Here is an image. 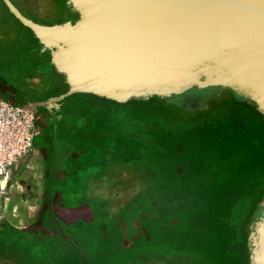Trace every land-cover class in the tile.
<instances>
[{
    "label": "rangeland",
    "instance_id": "obj_1",
    "mask_svg": "<svg viewBox=\"0 0 264 264\" xmlns=\"http://www.w3.org/2000/svg\"><path fill=\"white\" fill-rule=\"evenodd\" d=\"M48 2L42 16L34 19L52 24L63 13L60 7L55 9L52 2ZM0 13L14 20L1 2ZM16 36L12 35L14 40ZM5 43L6 40L0 41V47ZM64 99L77 106L83 122L81 130H68L67 134L72 141L64 158L68 187L74 191L70 203L85 200L89 202L87 209L91 203L97 219H89L85 224L79 220L66 222L60 232L67 235L68 240L64 246H58L64 254L60 252V257L50 264H159L160 261L153 259H163V264H193V257L183 262L173 253L154 256V250L141 257L135 250L144 245L156 247L162 241L161 236L164 240L167 227L173 224L172 228L176 229L189 218L190 212L184 210L188 205L179 202L183 180L197 179V174L195 177L193 174L205 171L204 164L220 167L217 173L209 174L205 184L198 176L201 190L206 193L210 188L208 197L221 188L214 190L218 183L245 185L246 181L250 182L249 175L238 180L237 169L244 155L243 141L248 135H257L249 125L245 127L241 118L256 121L253 113L225 91L220 98L207 100L204 107L196 111L168 106L158 98L145 103L134 100L117 103L94 94L75 93ZM4 100L20 104L8 98ZM229 123L233 126L229 129L231 132L225 129L229 136L224 139L216 133V127ZM225 141L228 144H224ZM226 146L232 151L221 161L220 150L227 149ZM220 171H227L229 175L221 177ZM263 192L264 179L251 192V204L239 209V222L250 221ZM191 197L197 198L188 203L189 209L194 210L199 196ZM42 242L32 243L36 255L44 253L43 245L47 244Z\"/></svg>",
    "mask_w": 264,
    "mask_h": 264
},
{
    "label": "water",
    "instance_id": "obj_2",
    "mask_svg": "<svg viewBox=\"0 0 264 264\" xmlns=\"http://www.w3.org/2000/svg\"><path fill=\"white\" fill-rule=\"evenodd\" d=\"M2 1L49 54L41 72L64 78L66 92L45 104L81 93L117 103L156 97L196 111L226 91L264 117V0H65L78 17L53 25ZM19 106L35 114L33 105ZM87 208L57 214L87 221ZM245 246L250 264H264V192Z\"/></svg>",
    "mask_w": 264,
    "mask_h": 264
},
{
    "label": "flooded vegetation",
    "instance_id": "obj_3",
    "mask_svg": "<svg viewBox=\"0 0 264 264\" xmlns=\"http://www.w3.org/2000/svg\"><path fill=\"white\" fill-rule=\"evenodd\" d=\"M10 1L22 15L42 25L78 17L66 6L65 0ZM48 1L63 13L52 24L34 19L42 16ZM0 2L15 20L0 13V41L6 40L0 47V99L33 105L34 125L38 123L30 150L10 170L8 185L0 193V258L14 264H50L64 251L58 246H64L68 240L60 232L67 220L57 213L89 203L85 200L70 203L74 191L69 189V176L64 172V158L72 147L68 130H81L83 122L77 106L64 101L65 97L44 103L66 92L64 78L53 68L41 72V65L50 61L49 54L39 52V42L33 32ZM15 33L16 40L12 37ZM90 210L92 218L85 213L86 218L96 220L91 203ZM77 220L86 222L84 217ZM35 240L47 244L43 245L41 256L32 247Z\"/></svg>",
    "mask_w": 264,
    "mask_h": 264
},
{
    "label": "trees",
    "instance_id": "obj_4",
    "mask_svg": "<svg viewBox=\"0 0 264 264\" xmlns=\"http://www.w3.org/2000/svg\"><path fill=\"white\" fill-rule=\"evenodd\" d=\"M151 99L134 101L145 103ZM235 102L247 107L256 118V121L247 117L241 118L245 123V127L246 125H249L252 131L257 132V135L255 137H249L248 135V138L243 141L245 143L243 144L244 155L241 157V166L237 169V173L240 176H234L235 178L238 177L237 179L239 180L243 176L249 175L247 177L250 182L247 183L246 181L245 185L239 182L232 183V185H222L218 183V186H216L214 190L218 189L219 186L221 188L218 189V192L213 193L211 197H208L210 188H207L205 193V191L203 189L201 190V187H199L197 179L199 177L202 178V181L205 184L209 174L211 172L214 174L217 173V171L220 170V167H209L207 164H204L203 168L205 171H202V173L199 174L198 171H195L197 173L193 172L194 177L197 174V179L187 177L183 180V190L181 191L182 197L179 202L188 205L184 210H188L191 213L187 214V216L189 215V218H186L184 223L177 226L178 228L176 229L172 228L173 224L170 227H167L164 240L161 236L162 241L156 247H154V244L150 247L147 246L149 249H147L146 245L138 247L135 250L138 256H145L149 253L148 251L154 250L152 255L161 253L166 255V253H173L175 254V257H181L178 259L183 260V262L185 258L189 259L190 257H193V264H250L245 246L247 228L246 232L243 231L250 221L248 220L246 222L247 224L245 223V220L244 222H239L240 219H238V216L239 209L243 205L251 204V192L256 187H259L261 180L264 179V117L243 102L237 100H235ZM232 126L230 123L218 126L216 127V133L220 137L224 136L225 139L226 136H229L226 132H231L229 129L232 128ZM245 127H243V130H246ZM225 129L228 131L224 132ZM231 136L232 134L230 137ZM224 144H228V142L225 141ZM226 147L227 149L221 148L220 150L221 161H225V158L229 156V151H232L229 146ZM206 165L208 168H206ZM232 167L236 168L237 165H233ZM223 168L225 169L224 164ZM219 174H223L221 177L224 178L229 175L227 174V171H224V173H221L220 171ZM208 182H210V180ZM207 186L208 184L206 187ZM210 187H212V184ZM194 195H197V197L199 196L198 204L194 210H191L189 209L188 203L192 200L197 201V198L191 197ZM214 199L217 200L216 203L213 202ZM176 205L177 204H174V206ZM175 249L178 250L177 254L175 253ZM153 260L154 262L160 261L159 264H163V259Z\"/></svg>",
    "mask_w": 264,
    "mask_h": 264
},
{
    "label": "built area",
    "instance_id": "obj_5",
    "mask_svg": "<svg viewBox=\"0 0 264 264\" xmlns=\"http://www.w3.org/2000/svg\"><path fill=\"white\" fill-rule=\"evenodd\" d=\"M34 113L0 99V193L10 170L30 150L34 135Z\"/></svg>",
    "mask_w": 264,
    "mask_h": 264
}]
</instances>
